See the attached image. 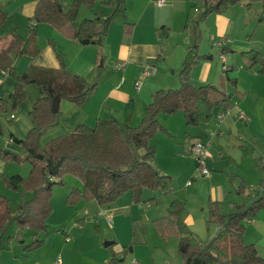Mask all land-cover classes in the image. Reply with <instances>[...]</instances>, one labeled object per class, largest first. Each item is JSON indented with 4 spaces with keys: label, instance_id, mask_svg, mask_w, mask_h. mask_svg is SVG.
<instances>
[{
    "label": "crops",
    "instance_id": "obj_1",
    "mask_svg": "<svg viewBox=\"0 0 264 264\" xmlns=\"http://www.w3.org/2000/svg\"><path fill=\"white\" fill-rule=\"evenodd\" d=\"M37 1L38 0H21L19 2L17 10L22 17L27 19V34H24L19 30V25L17 23H11L10 19L8 21L7 17H9V15L5 9V0H0V12L6 14L5 21L0 25V34H6L16 29L23 38H26L30 30L34 28L36 32V43L40 48V53L34 58L27 55L19 56L15 51H10L8 55L12 61L13 67L18 70L22 68L19 72L21 73L30 64L56 68L63 63L70 72L79 75L87 85H90V82H92L91 84H96L93 94L83 107L68 100L60 99L59 110L61 114L59 123L56 126L48 128L41 136L40 144L42 146L56 136L73 131L79 124L84 123L93 125L97 119H114L120 125L128 126H135L138 124L143 116L146 104L151 99L152 90L157 89L159 86L176 88L179 85V77L173 79L165 78L163 80L166 75L157 76L154 74L156 71V61L164 57L168 51V54L162 59H164L167 67L173 68L172 73H176L178 68L180 72L184 61L188 59L186 53L191 49L194 51V54L198 55L197 62L193 65L190 72L192 81L197 85L205 83L217 85L218 82L220 87L223 88L224 76L222 75L224 74L221 71L219 76L217 71H214L215 67L211 61L212 55L210 51L205 53V51L201 50V46L199 45L201 41H203L204 36L202 33L206 28V32H208L206 41L208 44L211 43L212 45L214 40L220 37H226L228 39V45L225 51L234 52L240 48V61H242L240 52L243 50L254 49L264 55V24L260 26L257 21L260 6L255 7L252 16L245 20H240V17L245 16L248 10H246L244 2L236 3V5L239 6L234 4L229 8H224L220 12L210 13L203 18L200 23L196 22L195 28V26H192L193 19L195 14L198 16L203 11L204 3L202 0H166L162 6L154 5L151 0H116L117 6L115 9L121 10L123 13H121L122 19L119 21L111 20L108 23L106 34L101 40V46L104 44L106 60L109 66H111V70L101 73L97 79L89 81L88 79L93 78L95 66L98 65L100 57L98 44L90 41L86 43L74 37V35H76L75 30L79 24V20L75 21L71 27H64L62 29H57L50 25L40 26V23L31 26L30 22L33 20L32 17ZM197 3H200L201 9ZM69 5L67 7L64 5L62 6L67 9ZM107 14L108 12L105 11L99 13L102 19H104ZM6 22H8V25H6ZM243 23L245 24L243 25ZM126 25H129V27H127L129 28L128 37L124 34ZM40 27H46L51 35H48L46 39L39 40V31L42 29ZM160 27L164 28L160 32L162 35L168 31L166 37H161L159 34L158 28ZM238 29L241 33H244L245 36V42L241 47L234 46ZM243 30H245V32H243ZM110 36L112 37L110 38ZM196 36H199V44L196 43ZM8 40V36L0 39V49L7 45ZM205 54L209 55L205 57ZM173 57L178 58V65L169 61ZM114 62H122L123 66L121 68H114ZM242 63L244 62L242 61ZM103 64L104 57L100 59L99 66ZM146 65L152 66L155 71L149 74L150 76L148 75L146 79L147 85L144 86V88L142 85L136 88L135 81L140 79V72ZM230 65L227 58V76L234 79L235 83H231L225 77L224 78L227 82L236 86L239 79L233 77L230 73L236 65ZM246 66L249 70H246L247 73L245 72L243 80H249L251 82L250 85L254 83L255 90L257 91L255 98V102H257L256 105L259 104V106L264 107V74L258 72V64L253 67ZM14 87L15 82L6 72L0 70V97L10 94L14 90ZM30 87H32V89L28 92ZM243 94H241V96H243ZM40 96L41 93L34 83L27 84L26 99L20 104V115L16 117L14 114L13 119L16 120L13 130L15 132L10 133L6 138L4 136L5 133H3L4 129L0 124V176L20 175V173H18L19 171H16V167L11 169L7 166V160L10 156L12 159V157L17 154L24 155V147L17 144L20 143V139L26 136L32 125L28 113L36 99ZM229 96L231 97L232 94H229ZM229 102L228 108L230 109V115L222 119L224 121L221 120V129L219 128L220 125H217L218 127H216L215 132L211 130L213 132L211 137L214 136L215 138L216 134L222 135L224 133L223 129L227 124L230 125L232 123L231 118L235 122L237 119H240L236 116L238 112L243 113L244 118L242 119H246V116L249 117V111L241 105L240 101L233 102L230 98ZM223 108L225 107H220L216 113ZM229 116L231 118H228ZM157 118L162 121L167 131L171 133V136L175 137L179 144L181 143L179 149L177 147L174 148V152L182 150L186 155V150L189 149L188 155H190V146L196 140L204 141L206 134L201 130V125H186L184 115L180 111L173 114L159 113ZM262 129L264 132V124ZM211 131H209V133ZM13 134H15V136ZM183 134H185V137ZM151 142L154 144L153 141ZM4 150H8V152L5 153ZM219 156L222 159L225 158L228 164H233L236 160L234 156H226L222 152L219 153ZM254 157H259V154L255 153ZM263 159L264 156L261 160ZM206 162L208 164L207 159ZM259 163L261 164V161H259L257 165H260ZM152 164L159 169L153 162ZM217 168H221L218 172L226 171L228 178L224 183L218 182L214 185V195L213 197L210 195V199L217 200L220 203L223 202L227 208L225 211L222 206L226 214L234 212L237 205L247 206L264 192L259 185H253V193H246L247 199L241 198V196H243L245 176L231 171L228 167H224L223 164L220 165V162ZM259 169L260 168H257V170L252 173H254V177L256 174V178L260 176L259 180H261L263 179V173L260 172ZM194 178L191 177L190 180ZM190 180L189 183L187 180L186 186L192 185L190 184ZM69 181L70 183H67L66 187L62 189V192L60 190L57 191V200L61 208L59 214L61 215L53 217L50 212L46 219V229L44 232H37L35 235L34 233L36 232L29 227L20 230L14 223H9L7 225L5 231L0 235V264H107L112 254L121 257L124 253L123 248L127 247L126 243L121 242V240L117 238L115 235V226H112V235L114 234L116 237L111 236L110 241L106 242L112 243L105 245L103 241L105 239V236H103L105 232L104 226L114 224L116 221H119L121 216L126 219L132 217L134 211L138 212V207L146 209L145 211L149 212L150 209L148 208H150V205L153 203L150 198H153V196L149 197L151 203L148 200H144L146 202H140L138 205L130 202L128 194H124L116 201L107 204H99L94 200H80L77 204L70 205L66 203L67 193L72 187L81 188L82 183L78 179ZM241 182H243V185H240ZM169 189L161 193L166 194L169 192ZM21 191V196L13 199L15 202H20L23 198L28 199L32 195L31 192L26 190L21 189ZM0 194H5L4 196L11 198L17 195L6 190L1 182ZM11 202L12 200H10L12 211L13 202ZM18 204L15 205L16 209L18 208ZM51 209H53L52 206ZM166 214L167 211L164 215L157 216V218L166 216ZM136 217L137 219L139 218L138 215H136ZM182 217L181 221L185 226V230L190 231L194 235V233L188 229ZM152 218L151 221L157 219L155 215ZM11 224L15 225L14 228H10ZM243 224L245 227L242 236L243 241L245 243H253L257 252L264 256V209L259 210L254 217L244 219ZM217 228L218 227L215 225V233ZM37 239L40 240L37 245L31 247L29 250L24 249L25 245ZM197 240L201 242L207 241V239ZM128 252L131 253L132 250L129 249ZM132 257L134 256L131 255L130 259ZM57 258L60 259V263L55 262Z\"/></svg>",
    "mask_w": 264,
    "mask_h": 264
},
{
    "label": "trees",
    "instance_id": "obj_2",
    "mask_svg": "<svg viewBox=\"0 0 264 264\" xmlns=\"http://www.w3.org/2000/svg\"><path fill=\"white\" fill-rule=\"evenodd\" d=\"M204 3L200 19L210 13L220 12L229 5L244 2L249 6L252 1H259L260 11L258 23L264 24V0H202ZM106 5H113V0H104ZM94 5V0H71L65 9L60 0H38L33 13L36 23L45 22L57 29L71 27L78 19L80 5ZM113 14L102 19L101 15L83 18L75 30L74 37L78 40L89 39L90 42L101 45L106 34L108 23ZM6 14L0 12V25L5 21ZM129 25L124 34L129 36ZM164 28H158L161 37ZM8 36L7 45L0 49V70L15 80L14 90L6 98L0 97V110L12 109L20 105L26 96V85L34 83L41 96L36 99L29 111L32 122L26 136L19 140L25 149L22 157L15 155L12 159L27 161L30 170L26 177L18 174L2 175L0 180L12 190L20 188L31 192L32 195L23 198L13 215L10 200L0 194V235L9 223H14L18 229L29 227L37 234L46 229V219L51 212L52 189L63 183L66 173L75 175L82 183L81 188L72 187L66 196V203L77 204L80 200L96 201L99 204L114 202L128 193L134 202L142 200V191H168L171 177L162 173L153 164L155 145L151 143L154 132L165 128L160 124L159 113L173 114L178 111L184 115L188 126H198L208 123L220 107H229V94L220 85L213 83L195 84L190 72L196 64L198 55L186 59L179 72V85L176 88H160L151 93V99L144 108V113L135 126L120 125L114 119H97L93 125L79 124L73 131L56 136L43 146L40 138L44 132L59 123L60 110L53 113L50 109L52 99L59 95L83 107L93 94L96 84L87 85L77 74L70 72L61 63L59 67H44L30 64L23 72L18 73L9 57L10 51L19 56L31 58L40 53L36 43V32L32 28L29 35L23 38L16 29L6 34H0V39ZM242 61L249 67L259 65V73L264 74V55L257 50L248 49L240 52ZM158 58V56H157ZM156 58V59H157ZM228 67V66H227ZM228 68L223 76H227ZM189 154V149L186 150ZM63 156L55 175L48 173L47 159L55 163ZM11 157V156H10ZM207 159V158H206ZM197 165V164H196ZM207 165V162H206ZM263 179L259 186L264 191V159L261 160ZM243 185V182L240 183ZM154 200L155 198H151ZM207 222L216 225L217 231L213 239L205 247L190 232L185 230L181 217L185 210V201L174 198L167 206L166 216L153 221L162 239L177 235V251L183 264H264V256L260 255L253 243H245L243 220L252 218L264 209V192L247 206L237 205L235 211L226 214L217 200L208 201ZM34 240L24 246L29 250L38 244ZM1 247V246H0ZM124 252L126 248H123ZM119 257L112 254L107 264H117Z\"/></svg>",
    "mask_w": 264,
    "mask_h": 264
},
{
    "label": "rangeland",
    "instance_id": "obj_3",
    "mask_svg": "<svg viewBox=\"0 0 264 264\" xmlns=\"http://www.w3.org/2000/svg\"><path fill=\"white\" fill-rule=\"evenodd\" d=\"M20 1L21 0H9V1L5 0L4 3L5 9L9 15L7 19L8 21L10 19L11 23L12 22L17 23L19 25V30L22 31L24 34H27V26H26L27 19L25 17H22L19 14V11L17 10ZM60 2L62 3V5L67 7L71 3V0H60ZM113 2H114L113 5H106L104 3V0H94V5L92 7H88L85 4L80 5L77 21L78 20L80 21L81 19H83V17H93L94 14L99 15V13H102L103 11L108 12L107 15L113 14L112 20H117V21L121 20L122 19L121 15L123 13L121 12L120 9L118 10L115 9L117 6L116 0H113ZM199 4L200 3H197V5L200 6L201 9V5ZM259 4H260L259 1H252L249 6H245L246 10H248L246 12L248 13H245L246 14L245 16H241L240 20H245L248 17L252 16L255 7L260 6ZM233 5H229L228 8ZM107 6H113V7H107ZM193 20L194 21L192 26L194 27L196 22L200 23V21H202L203 19L202 18L200 19V14L198 16L197 14H195ZM244 24L245 23H243V25ZM258 24L260 26H263L262 23H258ZM6 25H8V22H6ZM43 25L47 26L50 24L45 22H40V26ZM206 29L203 30L204 32L202 31L204 38L203 41H201V44L198 43L199 36H196L197 38L196 43L201 46V50L205 51V53H208V51H210V54L212 55L211 61L215 67L214 71L215 72L217 71L218 75L220 76V73L222 71L221 70L222 62L218 58L219 48L211 45V43L208 44V42L206 41L208 34V32H206ZM47 30L48 29L46 27L40 29L39 40L46 39L48 35H51ZM237 32L238 34L234 46L241 47L242 44L245 42V36L244 33H241L239 29ZM243 32H245V30H243ZM111 37L112 36H110V38ZM97 46L99 49L100 57L98 60V65L95 66L93 78L88 79L89 81H93L97 79V77H99L101 73H105L111 70V66H109L106 60V55L104 52V44L102 46L101 45H97ZM239 49L240 48H238L234 52L226 51L225 53L226 58H228V63L231 65L232 64L236 65V67L234 66L233 69L230 71V73L233 77H237L239 79L238 84L236 86H233L231 83L227 82L226 79L223 77L224 80L223 88L227 91V93L232 94L230 98L232 99L233 102L236 101L241 102V105H243V107H245L249 111V115H248L249 117L246 116V119H237L235 122L229 116L228 118H231L232 123L230 125L227 124V126L223 129L224 133L222 135L216 134L215 138L214 136L212 137L211 135L209 136L208 133L211 130L215 132L216 127H218L217 125L213 124L214 122H218L216 121L217 120L216 116H214L208 123H206V126L205 124L201 125V130L204 131L206 134L204 138V142L205 144H207L208 142L210 143L207 148L208 150L207 167L210 170V173L206 174L205 176H202L200 174V169L196 165L195 160L191 155H188L187 153L185 155L182 152V150L181 151L178 150L177 152H174V148L177 147L179 149L181 143L179 144L177 139L171 136V133L167 131L162 121L159 120L160 124L165 128V130L164 129L156 130L150 140L153 141L155 145V156L152 162L161 170L162 173L170 175L171 187L169 189V192L166 194L164 193L162 194L161 193L162 191L160 190H151L149 188L143 189L142 200L140 202H146L144 200L150 201L149 197L151 196L155 197V199L152 200L153 203L150 205L151 207L148 208L150 209L149 212L145 211L146 209L138 207V212L134 211L132 217L126 219V218H122L121 216L119 218V221H116L114 224L111 225L108 224L107 226L106 225L104 226V230H105L103 235L105 236V239L103 240L104 242L110 241L111 236L113 237L117 236V238H119L121 242L126 243L127 245V247H125L126 251L121 255V257H119L117 264H130L131 255L134 256L140 264H183L182 258L177 251V241H178L177 235H170L164 240L161 239L157 234V230L153 221H151L154 215L156 218L157 216L164 215L167 211L166 206L168 205L170 200L175 197L185 200V210L182 220L184 221L188 229L194 233L197 239L209 240L210 238H212L215 233L214 231L215 225L207 222L208 201L210 199V195H212L211 197H213L214 195V185L218 182L224 183L225 180L228 178V174L226 171L218 172L220 171L219 169H221V168L219 169L217 168L219 162L220 165L223 164L224 167H228L231 171H234L236 173H239L241 176L244 175L246 177V178L244 177L245 184L243 185L244 186L243 196H241V198L247 199L246 193L248 192L253 193L252 186L259 185L260 176L256 178V174L254 177V173L252 172L256 171L257 168H260L259 171L262 172L261 166L257 165V163L261 161V159L264 156V132L262 129V126L264 124V107L259 106V104L256 105L257 102H255V98L257 91L255 90L254 83L250 85L251 82L249 80H243V76L246 70L249 69L246 66V64L240 61ZM193 52L194 51L190 49L188 53H186L188 59H192V57L194 56ZM166 55H164V57ZM207 55L209 54H205V57ZM176 56H177V52H176ZM103 57H104V64L102 66H99V61ZM164 57H161L156 61L155 63L156 71L154 74H156L157 76L166 75L163 78V80L165 78H169V79L178 78L179 68L177 69L176 73H172L173 68L167 67V64L164 62V59H162ZM169 61L178 65V58L176 57H173ZM21 69L19 70L17 69V72L19 73ZM10 78L15 82V80L12 77ZM147 78L148 76L143 78L141 81L143 88L144 86L147 85L146 83ZM91 83L92 82H90V84ZM217 85H219L218 82ZM160 88L168 89L175 87L159 86L157 89ZM31 89L32 87L28 89V92H30ZM155 90H152V92ZM241 94H243V96H241ZM7 96L8 95L4 96V98H6ZM20 109H21V105H18L14 109H12L11 105H9L6 111L0 110V124L4 129L3 133H5L4 136L6 138L10 133L15 132L13 130V126L16 119L10 118V114L13 113L16 115V117L17 115L19 117ZM221 123H222L221 121L218 122V125H220L219 128L221 127ZM13 135L15 136V134ZM183 136L185 137V134H183ZM17 145L22 146L21 143ZM220 152H222L226 156L228 155L234 156L236 159L235 162L233 164L232 163L228 164L225 158L224 159L220 158L219 156ZM255 153L259 154V157H254ZM18 156L22 157L23 155H18ZM7 162H8L7 166H9L11 169L16 167L15 168L16 171H19L18 173H20L22 177H26L28 175L29 163L27 161H23V160L17 161L9 157ZM191 177L193 178L195 177V178L193 180L192 179L190 180ZM77 179L79 180V178H77L75 175L71 173H66L62 177L63 183L61 185H55L53 187L52 189L53 197L51 203L52 204L51 206L53 207V209H51V214L53 217H58L61 215L59 214L61 212L60 210L61 208L57 200L58 197L57 191L60 190L62 192L63 191L62 189L66 187L67 183H70L69 180H77ZM187 180L188 181L190 180V184L192 185L186 186ZM0 182L10 193L17 194L14 198L13 196L12 198L7 196L13 202V203L11 202L12 214H15L17 210L15 205L18 204L19 202H15L13 199L19 198L21 196L22 188H20V190H12L8 188L2 180H0ZM127 194L128 193H125V195ZM129 200L132 204L135 205H138V203H140V202L132 201L130 199V196H129ZM221 204L224 210L226 211L227 210L226 205H224L223 202ZM136 215L139 216L138 219ZM14 226H15L14 224H11L10 228L12 227L14 228ZM112 226H115L116 236L114 234L112 235V231H111ZM39 232H44V231H39ZM129 249L132 250L131 253L128 252Z\"/></svg>",
    "mask_w": 264,
    "mask_h": 264
},
{
    "label": "built area",
    "instance_id": "obj_4",
    "mask_svg": "<svg viewBox=\"0 0 264 264\" xmlns=\"http://www.w3.org/2000/svg\"><path fill=\"white\" fill-rule=\"evenodd\" d=\"M166 0H151V2L156 5V6H162L165 3ZM36 22L32 20L30 22L31 26H34ZM213 46L219 48V54L218 58L222 62V71H224L227 68V58H226V48L228 45V39L226 37H220L216 40L213 41L212 43ZM123 66L122 62H114L113 67L114 68H121ZM155 69L152 66L146 65L140 72V79L135 81V86L136 88H139L142 85V79L148 76L149 74L153 73ZM5 72V71H3ZM216 121L220 122L222 119H224L227 115H230V109L228 107H225L223 109H220L216 114ZM237 118H244L243 113L238 112L237 113ZM10 118H14V114H10ZM218 122H214V125H218ZM210 135H213V132L211 131L209 133ZM210 143L205 144L204 141L202 140H196L191 146H190V155L193 157L195 160V163L200 169V173L202 175L209 174V169L206 165V158H207V146ZM189 183V181H188ZM56 263H60V259L57 258ZM131 264H140L138 260L134 257L131 258Z\"/></svg>",
    "mask_w": 264,
    "mask_h": 264
},
{
    "label": "water",
    "instance_id": "obj_5",
    "mask_svg": "<svg viewBox=\"0 0 264 264\" xmlns=\"http://www.w3.org/2000/svg\"><path fill=\"white\" fill-rule=\"evenodd\" d=\"M75 34H76V32H75ZM82 41L88 43L89 39H83ZM59 102H60L59 95L54 96V98L52 99V102H51V106H50V109L53 113H56L59 110ZM4 152L6 153V152H8V150H4ZM62 159H63V156L58 158V160L55 163H52V161L50 159H47L48 173L50 175H55L57 173ZM212 239H213V237L210 238L209 240H207L205 243H202L201 247H205L208 243H210L212 241ZM110 243H112V242H105V245H109Z\"/></svg>",
    "mask_w": 264,
    "mask_h": 264
}]
</instances>
